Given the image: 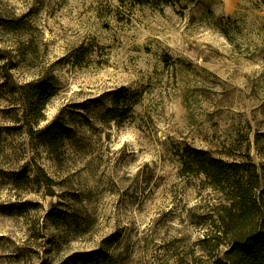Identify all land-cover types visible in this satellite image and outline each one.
<instances>
[{
    "label": "rangeland",
    "instance_id": "rangeland-1",
    "mask_svg": "<svg viewBox=\"0 0 264 264\" xmlns=\"http://www.w3.org/2000/svg\"><path fill=\"white\" fill-rule=\"evenodd\" d=\"M208 1L0 0V264L226 263V194L185 152L264 166V6Z\"/></svg>",
    "mask_w": 264,
    "mask_h": 264
},
{
    "label": "trees",
    "instance_id": "trees-1",
    "mask_svg": "<svg viewBox=\"0 0 264 264\" xmlns=\"http://www.w3.org/2000/svg\"><path fill=\"white\" fill-rule=\"evenodd\" d=\"M137 6L150 7L162 13L167 7L180 2L200 5L211 16L209 1L205 0H129ZM264 6V0H259ZM230 18L226 22H230ZM8 25H11L8 23ZM230 40L229 28L217 25ZM22 98L27 106L43 109L51 94L52 86L47 83L28 84L21 87ZM121 100L114 98V106ZM33 101H35L33 103ZM125 102V99L124 101ZM62 121L55 120L42 131L43 143L49 145L65 136ZM190 169L202 173L210 184L226 194V206L219 216L217 230L229 239L224 254L225 264H264V166L251 162H226L213 157L208 151L186 149ZM260 168L263 172H260ZM97 252L79 255L73 264H91L98 259Z\"/></svg>",
    "mask_w": 264,
    "mask_h": 264
}]
</instances>
